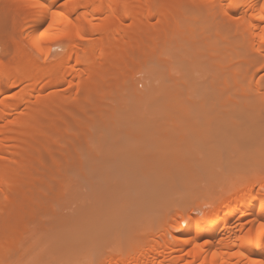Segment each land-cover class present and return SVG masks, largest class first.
I'll return each mask as SVG.
<instances>
[{
	"label": "bare ground",
	"instance_id": "6f19581e",
	"mask_svg": "<svg viewBox=\"0 0 264 264\" xmlns=\"http://www.w3.org/2000/svg\"><path fill=\"white\" fill-rule=\"evenodd\" d=\"M0 2L13 6L17 23V33H1L6 41L0 35L12 47L0 46V214L25 212L19 220H0V264L15 257V264H27L17 256L31 225L35 234L24 245L27 256L38 258L32 264H74L95 252V264H264V177L214 196L202 217L180 206L164 224L139 221L148 200L139 182L163 175L159 163L139 169L148 156L139 145L150 139L154 148L168 133L156 136L146 127L137 137L139 128L125 129L139 117L131 105L154 108L160 98V106L187 114L196 103L189 106L186 96L207 88L204 100L218 98L223 155L236 148L232 137L264 144V0ZM147 61L162 80L142 94L136 72ZM196 63L209 64L202 68L211 81L200 80ZM69 77V86H81L76 107L59 99ZM119 84L136 98L123 107L105 103ZM101 107L107 110L99 113ZM93 131L132 136L138 144L121 153L119 164L103 146L86 161L70 155Z\"/></svg>",
	"mask_w": 264,
	"mask_h": 264
},
{
	"label": "rangeland",
	"instance_id": "374dc122",
	"mask_svg": "<svg viewBox=\"0 0 264 264\" xmlns=\"http://www.w3.org/2000/svg\"><path fill=\"white\" fill-rule=\"evenodd\" d=\"M10 6V3L0 2V35L2 33L3 36L17 33V23L15 21L14 15L15 9L13 8V6H11L10 8ZM202 24H204L203 28L207 27V24L201 23V25ZM201 25H196V27H198L197 39L199 40H201V36L203 35L202 33H204H201ZM204 31H206V29ZM3 39L5 40V38ZM3 42L0 43V46L1 44L2 46H10L6 45V42H4L6 43L4 45ZM9 48L10 50H12L11 46ZM3 56V59H5L6 57L5 60H7V57L8 59L11 57L10 53L9 55L3 54ZM154 65L155 64L152 61H147L143 63L141 69H138L137 72H139L140 70L139 75L136 72V75L137 77L139 76L138 78L140 80L138 79L137 81L139 82H137L135 85L139 89V92H143H141L142 94L148 93L147 91L151 89L153 83H159L162 80L160 77L161 75L159 76L158 72L155 71L156 68L154 67ZM194 66L197 70H199L196 73L201 76V81H211V78H207L206 74H204L205 71L203 70L204 68L208 71L209 64H206L205 66L202 65L203 68L199 63H196ZM154 72H156L158 75H156V73ZM89 74L90 73L88 72L85 73L84 78L89 76ZM69 79L70 77L61 86L62 95L59 99L61 100V103L64 107H76L80 104L79 100L81 99V97L79 95L81 86L77 82L72 87L69 86ZM123 84L124 83L122 82V86ZM119 85L121 88L119 87ZM119 85H117L119 88H117V91L115 90V92L122 93H120V95L119 93H115L114 97L111 96L109 98H106L105 103H122L121 107H123L124 103L126 104V102L130 101V98L133 97L129 94V92L131 93L130 89H125L127 88L125 84V88H123L124 86L122 87L121 84ZM135 85L134 88H136ZM205 89L207 88H204L201 92L198 93L191 92L188 95V98L186 96L189 106L191 105L190 101H192V103H196V105L193 103V106L191 105L189 107L190 109L188 110L187 114H182L180 111L176 110L173 111L166 105L165 107L160 106V98L156 101V106L154 108H151L149 106V103L145 104L142 101H139V107L131 105L133 103H136L135 101L131 103L136 97H133V100L131 99L132 101L128 103L133 106L132 108L130 106V111L134 114H137L139 117L136 123H130L129 125L126 124V130L139 128V131H137L135 134L137 137L138 135L140 136L142 134V131L146 127L150 129L151 134H156V136H160V134H162L163 132L168 133V137L164 139L162 138L159 141L160 144H157V146L154 148H149V145L153 140L148 139L146 141L147 138L143 141L141 139L142 142H146L139 145V153L143 152L148 154L147 158L139 160V169H147L151 167L152 164L159 163V167L162 166L161 168L163 170V175L160 178L161 180H159L158 177H153V179H151L149 183L147 182L146 185H143V181L139 182V188H142V192L147 195L146 199H148L144 205V207L146 208L142 207L139 209V221H141L140 219H144L146 217V219H152V221L155 220L156 223L160 221L161 223L159 224H164L166 222V216L174 214V210L180 206H191V209H193L190 210L191 214L195 217H202L206 210L210 208L209 202L214 196H218L221 192L229 190L233 186V184L237 182L244 181L245 179L250 180L257 177H264V161H262L264 157V144H261L258 140H252L250 142L240 140L235 143L233 142L234 137H232L230 138L231 142H229V145H236V148L231 149V147H228L229 152L226 155L222 154L221 150L219 149L222 139L220 135V128L222 124L217 119L218 98L217 96H213L211 99L206 98V100H204V97L208 92V89ZM141 102L144 104H141ZM105 110H107L106 107H101V110L98 109L97 111L100 113ZM209 110L210 113L208 114V116L207 113ZM207 119H209L210 122H208ZM105 121L106 120H104L103 123H106ZM97 132L98 136H102L101 138H99L98 136H93L97 135ZM97 132L91 135V132L89 134H85L82 137V140L80 139V141L78 142L79 144L77 143L78 145L70 149V155H74L73 157L75 158L79 157V159L81 157L80 160H82V158L84 159L85 156L87 157V153H96L103 146L107 148V154L116 156L115 163L117 162V164H119L118 162L121 161L122 157H124L121 155V153H124V151H126L127 148L132 144H138V142L136 143L135 140L132 139V136L124 135L121 139H118L116 136H113L114 133L112 131V133H108L106 131L104 133L103 131H101V133L100 131ZM151 134L149 136H151ZM138 141L141 142L140 140ZM53 143L54 145L52 146H59L57 142L56 145L55 142H52V144ZM70 155L68 154V156ZM84 160L86 161V159ZM92 162L96 161L94 160ZM36 163L40 162L37 160ZM172 169H174V171H172ZM140 170L139 172H141ZM181 171L184 172L182 173ZM174 182L178 186H173ZM51 188H56L55 190L60 189V187L58 188V186H53ZM43 190L49 191L48 194L53 191V189L50 188ZM43 190L42 193H44ZM38 195L41 196L43 194L38 193ZM43 197H45V195H43ZM18 203L20 204L22 203V201L19 200ZM54 208L60 209L58 205ZM141 210H143V212ZM19 211L12 212L11 210L5 211L3 213L1 211L3 215L0 214V220L2 218V220L4 221H9L12 218V220H19V218L23 217V215L25 214V212L23 214L21 213L23 211ZM172 211H174V213H172ZM163 219L165 222L163 221ZM31 226L29 227L31 230L28 229V231L32 234L31 236L27 234L30 238L29 240H32V236H34L36 229L35 225ZM33 226H35V229L33 228ZM28 231L26 232L28 233ZM172 231L174 232L175 230ZM25 233L24 236L26 235ZM22 234L23 233L21 232L19 236L21 237ZM25 238L26 236L23 239L24 241L22 240L23 246L21 249L24 254L20 253L19 255L18 253L17 258L19 257L21 259L19 261L23 263L32 264L33 261H35L34 263H36L38 258L34 257L36 258L35 260L33 257L31 258L30 256H27L25 254L27 251L26 249L31 242L28 239L25 240ZM169 238L172 239V236L169 235ZM130 240L131 239H129L128 242H130ZM25 241H29V244L26 242L28 244L27 247L26 245H24ZM144 241H148V239ZM98 255L99 254H97L96 252L83 255L82 258L78 261L76 260L74 264H95L98 260ZM25 256H27L26 258L28 259H32V262L31 260L26 259ZM15 259L16 257L13 259L14 261H11L13 264H15ZM27 260L30 262H28Z\"/></svg>",
	"mask_w": 264,
	"mask_h": 264
}]
</instances>
